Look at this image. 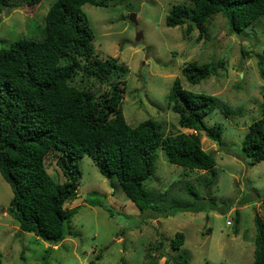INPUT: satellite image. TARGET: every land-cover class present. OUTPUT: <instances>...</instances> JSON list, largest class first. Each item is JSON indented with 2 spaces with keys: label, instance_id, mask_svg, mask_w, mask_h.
<instances>
[{
  "label": "rangeland",
  "instance_id": "374dc122",
  "mask_svg": "<svg viewBox=\"0 0 264 264\" xmlns=\"http://www.w3.org/2000/svg\"><path fill=\"white\" fill-rule=\"evenodd\" d=\"M55 1L3 8L0 49L21 37L41 38L45 15ZM181 2L188 0H112L107 6L85 3L81 8L94 34L91 43L95 54L100 59L118 57L119 64L127 67L119 78L126 84L122 109L129 124L152 119L167 134L196 133L181 127L179 115L168 106V93L176 77L185 89L213 95L228 105L229 113L216 108L205 117L207 125L222 124L221 144L203 131L197 133L202 148L215 156V184H204L208 170H189L169 163L159 147L154 173L145 186L159 189L166 199H151L152 206L140 211L115 177L102 175L90 157L83 155L77 161L81 178L76 197L64 204L79 208L71 220L70 233L54 244L19 230L8 211L11 187L0 174L3 264H174L182 256L189 264H252L254 216L264 222V161L250 164L241 152V143L250 123L263 116L260 104L264 79L258 62L263 58L264 19L258 17L240 33H234L227 18L216 14L204 23L202 34L197 29L187 34L185 24L165 23L168 11ZM131 13L136 15V24L129 20ZM192 61H223L224 65L218 67L216 75L191 84L181 69ZM75 84L87 86L92 92L103 89L97 81L82 75L76 77ZM46 162L49 173L63 181L54 157L49 155ZM187 182L199 192L204 204L212 198L214 204L198 212L169 213L171 207L178 206L172 198L187 200L182 189ZM90 199L100 200L105 206L91 205ZM236 211L239 220L235 225ZM177 232H182L185 240L180 248L173 249L170 241Z\"/></svg>",
  "mask_w": 264,
  "mask_h": 264
},
{
  "label": "trees",
  "instance_id": "16d2710c",
  "mask_svg": "<svg viewBox=\"0 0 264 264\" xmlns=\"http://www.w3.org/2000/svg\"><path fill=\"white\" fill-rule=\"evenodd\" d=\"M41 1L0 0V12L3 8L35 6ZM111 1L56 0L45 15L41 38L21 37L0 49V174L12 190L8 211L21 232H31L54 244L70 233L71 220L79 208L64 204L76 197L81 178L77 161L83 155L90 157L102 175L115 177L140 211L149 208L151 199H166L159 189L145 186L154 173L159 147L169 163L189 170H208L210 174L204 180L207 187L216 181L215 156L202 148L197 133L203 131L221 144L222 124L207 125L205 117L216 108L227 113L231 110L213 95L185 89L176 77L168 93V106L179 115L181 127L196 133L167 134L152 119L129 124L122 109L126 84L119 78L127 67L119 64L118 57L100 59L95 54L91 43L94 34L81 8L85 3L107 6ZM216 14L227 18L231 32L240 33L256 18L264 19V0H188L174 4L165 23L185 24L187 34L194 29L202 34L204 23ZM262 54L258 67L264 79V49ZM222 64L192 61L185 63L181 72L189 83L196 84L216 75ZM78 75L94 79L103 89L92 92L87 86L75 84ZM260 106L263 116L250 123L241 143V152L250 164L264 161V94ZM49 155L63 175L61 182L48 171ZM182 189L187 200L172 198L178 206L171 207L169 213L198 212L214 204L213 198L204 204L191 183ZM89 202L103 205L96 199ZM106 210L112 216L110 208ZM238 217L236 211L235 225ZM253 222L252 264H264V222L258 215ZM184 240V234L177 232L170 245L178 249ZM95 257L98 259L100 254ZM174 264L189 261L182 256Z\"/></svg>",
  "mask_w": 264,
  "mask_h": 264
},
{
  "label": "water",
  "instance_id": "95a60500",
  "mask_svg": "<svg viewBox=\"0 0 264 264\" xmlns=\"http://www.w3.org/2000/svg\"><path fill=\"white\" fill-rule=\"evenodd\" d=\"M129 20H131L133 23H137V21H136V15H135V13H131L130 14V16H129ZM138 34H140V32L138 33ZM177 260H180V257L179 258H176ZM173 260H175V258H173Z\"/></svg>",
  "mask_w": 264,
  "mask_h": 264
}]
</instances>
